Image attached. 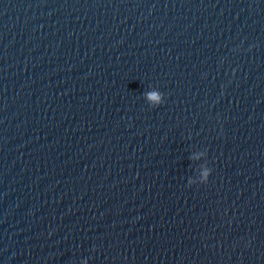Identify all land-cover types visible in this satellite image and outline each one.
I'll return each instance as SVG.
<instances>
[{
	"label": "water",
	"instance_id": "obj_1",
	"mask_svg": "<svg viewBox=\"0 0 264 264\" xmlns=\"http://www.w3.org/2000/svg\"><path fill=\"white\" fill-rule=\"evenodd\" d=\"M0 264H264V0H0Z\"/></svg>",
	"mask_w": 264,
	"mask_h": 264
},
{
	"label": "clouds",
	"instance_id": "obj_2",
	"mask_svg": "<svg viewBox=\"0 0 264 264\" xmlns=\"http://www.w3.org/2000/svg\"><path fill=\"white\" fill-rule=\"evenodd\" d=\"M153 98H155V94H153Z\"/></svg>",
	"mask_w": 264,
	"mask_h": 264
}]
</instances>
